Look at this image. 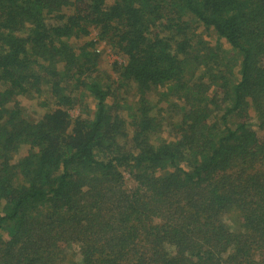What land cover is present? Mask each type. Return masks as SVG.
I'll return each instance as SVG.
<instances>
[{"label": "trees", "instance_id": "1", "mask_svg": "<svg viewBox=\"0 0 264 264\" xmlns=\"http://www.w3.org/2000/svg\"><path fill=\"white\" fill-rule=\"evenodd\" d=\"M0 264H264V0H0Z\"/></svg>", "mask_w": 264, "mask_h": 264}, {"label": "rangeland", "instance_id": "2", "mask_svg": "<svg viewBox=\"0 0 264 264\" xmlns=\"http://www.w3.org/2000/svg\"><path fill=\"white\" fill-rule=\"evenodd\" d=\"M200 28H201L200 31L202 32L201 38H203V40L207 42L209 45L221 46V48L224 50L230 49L229 45H227L223 39H219L212 29H203V27H200ZM83 41H92L93 43L95 42L92 49H95L96 51H98V54L100 57L98 67L96 69L98 70L97 74L93 76H96L97 78H102L103 81L107 85H110L111 89H113L115 85L114 78L117 77L116 71L113 70V64L115 62L121 63L124 57L115 53V50H112L109 46L105 45L103 42H97V36H96L95 31H92L88 35V37H86L85 39H81V40H78L77 43H74V42L73 43L77 44L76 46H79ZM125 86L128 87V85H125ZM164 90H165V87H160L157 89V92L150 93L147 96H149V99L151 102H153V105H156L157 109L158 108L161 109L162 118L160 120V126L162 127L160 128V131H159L160 137H172L173 135L170 134L171 130L169 129V127H172L170 123L175 122L177 118H173L175 116L166 109L167 107H169V105L165 107V105L158 103L159 99L161 98L159 96V93L163 92ZM117 92H118L117 94L118 98L123 97L122 98L123 100L128 99V100L133 101L136 99L134 90H132L129 87L126 89V91L123 88L122 90L118 89ZM43 98H46V97L44 96ZM19 99H20V105L24 108L25 116L30 121H33V122L40 120L44 111L42 107H39L37 105L39 98L34 97V100H33L30 98L20 97ZM76 108L77 109L70 110V115L72 117H77L80 114L79 108L78 107ZM166 113H168V116ZM26 150H27L26 147H22V149L20 150V153H25ZM122 176H123V181L127 189H132L134 187V183L129 178L128 174L124 172ZM73 251L74 249H72V253Z\"/></svg>", "mask_w": 264, "mask_h": 264}]
</instances>
